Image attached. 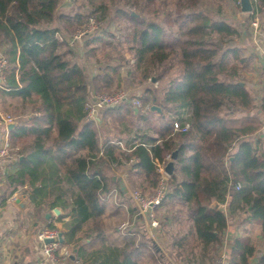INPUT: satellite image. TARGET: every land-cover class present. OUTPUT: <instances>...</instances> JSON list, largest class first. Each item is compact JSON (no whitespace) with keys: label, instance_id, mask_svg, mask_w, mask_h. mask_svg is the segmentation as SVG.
I'll return each mask as SVG.
<instances>
[{"label":"trees","instance_id":"obj_1","mask_svg":"<svg viewBox=\"0 0 264 264\" xmlns=\"http://www.w3.org/2000/svg\"><path fill=\"white\" fill-rule=\"evenodd\" d=\"M81 1L85 12L79 8L60 19L68 38L85 27L89 17H95L98 27L83 35L87 37L82 43L95 56L96 45L106 43L96 33L107 32L109 24L123 19L128 43L161 68L155 75L158 80L172 59L177 58L178 69L166 82L161 102L150 103L146 95L132 96L118 108L105 110L104 117H119V130H133L137 144L123 151L107 140L101 147L94 121L84 119L90 96L86 66L53 24L58 0H0V42L7 63L3 86L9 89L7 94L31 104L29 116L18 119L10 131L12 148L31 138L28 146L13 152L17 166L7 179L14 191L26 186L28 198L36 204L53 200L51 207L68 209L70 220L63 224L62 244L81 250L79 239L85 236L103 246L100 216L111 189L105 174L109 163L135 158L130 184L140 177L143 188L153 192L160 179L157 164L165 165L167 156L176 150L174 174L168 177L169 190L159 206H165L163 212L170 222L161 228L169 224L175 229L172 244L178 247L177 259L196 260L194 248L208 258L218 250L227 219L220 208L211 207L213 201L229 200L231 212L241 211L260 223L264 238V153L251 140L260 123L253 116H231L233 108L251 105L249 92L239 83L245 59L233 44L238 35L233 21L205 12L199 7L200 0H176L174 9L165 0L162 14V5L150 9L156 0ZM252 3L248 15L254 19L264 11V0ZM147 12L152 18L145 17ZM162 15L167 25L157 20ZM261 29L264 34V17ZM117 70L116 64L101 68L91 79L94 91L109 90ZM134 100L140 102L136 112L132 110ZM152 104L165 115L159 116L158 124L150 120ZM173 121L189 126L185 131L174 130ZM149 131L156 137L149 136ZM80 231L83 235L77 236ZM154 250L140 234L120 247L104 246L95 264H149L143 257L156 264L161 258ZM254 252L252 245L236 238L227 264H248ZM258 264H264V255Z\"/></svg>","mask_w":264,"mask_h":264},{"label":"crops","instance_id":"obj_2","mask_svg":"<svg viewBox=\"0 0 264 264\" xmlns=\"http://www.w3.org/2000/svg\"><path fill=\"white\" fill-rule=\"evenodd\" d=\"M233 10L231 14H226V17L233 21L238 30V35L233 39V44L240 47L241 55L245 59V64L240 75V82H242L249 92L251 105L249 108H233L231 116L234 118L241 116H253L257 118L260 127L252 134L251 140L254 146L264 153V34L262 33L261 22H259V28L256 29L252 26V17H249L246 13H242L240 9L235 10L233 8ZM263 17L264 11L255 16L257 20H262ZM96 35L102 36L100 32H97ZM61 36L66 42L73 45L75 53L83 52V50L81 51L82 48L86 49L82 46V43L87 36H81L75 40H71L64 33ZM0 55H4L1 42ZM84 64L86 66L87 63L84 61ZM88 68L90 69H87V66L85 67V76L88 82V89L91 93L93 88L91 79L95 75L93 69H91V65L89 66L88 64ZM101 68L103 67H99L98 70L101 71ZM2 74L3 72L0 73V110H9L12 106L10 104L12 101L18 104L19 110H23L21 113L18 112V114L11 113V116L13 115L12 122L15 124L10 129L8 125H0V146L6 132L10 141V131L17 126L18 119H25L31 113V107H29L31 104L29 102H23L20 97L7 94L9 89L3 86ZM132 110L136 112L137 107L132 105ZM161 111L158 112L150 108V120L158 124L159 116L165 118V115ZM104 112L105 110L101 112L100 117H96L94 120L95 126L98 129L99 145L101 147L107 140L116 142L120 150L123 151L125 150L123 147L129 150L133 145L137 144L138 138L135 137L133 130L118 129L109 131L104 129L100 131V126L103 125L102 119L104 120L105 118L103 116ZM84 119L86 120V117ZM148 135L156 137V134L151 131L148 132ZM26 140L18 142L17 146H13V148L10 143L12 153L18 148L25 145L28 146L31 138H26ZM14 154L13 158L0 169V264H51L41 262L40 243L37 240V232L41 227L50 226V224L62 232L63 224L70 220V214L67 212L68 209L62 206L55 205L51 207L50 203L53 200H41V202L38 201L36 204L28 198L25 191L26 186H18V189L14 191V186L7 179V175L12 173L17 166V156ZM98 155L102 156L101 153ZM21 158L22 156L19 157V159ZM135 161V158L128 161L120 159L117 162L109 163V166L106 167L105 174L110 179L109 187L111 189L105 197L104 211L100 216L104 228L103 246L101 244L97 245L94 242L92 243L85 236L79 239V244L82 245L81 250L72 247V245L61 243L60 252H67V257H63V261L60 264H66L68 261L74 264H95L98 260L100 261V257L104 254V251H102L104 246L106 248L120 247L131 237L136 236L138 238L140 234L145 235L149 239L150 244L155 249L154 252L161 258L156 264H162L161 262L163 264H203L204 260H207L202 255L201 258L192 260L190 263L177 259L176 252L178 251V247L172 244V236H176L175 229L170 228L168 216L163 212L165 210L164 205L154 208L155 219L159 222V225L155 228L151 227L150 218L138 211L136 204L129 196L131 188L129 171ZM19 196L20 201L18 203L16 198ZM215 203L216 206L214 208H220L227 219V227L222 236V242L218 247V253L221 248H228L230 250L233 240L238 238L254 247L255 252L248 258V264H258L259 259L264 255V238L262 237L260 223L252 220L241 211L231 212L229 200L222 203L213 201L211 207ZM55 208H58L59 214L55 213ZM47 214H50L49 217H46ZM120 222L126 224L124 230L116 228V225ZM167 222L169 224L161 228V224H166ZM81 234L83 235V231H80L77 236ZM187 236L190 238V234ZM193 251L197 252L198 248H194ZM70 252H73L75 256L74 260H71L68 256ZM143 260L149 264L153 262L149 257H143Z\"/></svg>","mask_w":264,"mask_h":264},{"label":"rangeland","instance_id":"obj_3","mask_svg":"<svg viewBox=\"0 0 264 264\" xmlns=\"http://www.w3.org/2000/svg\"><path fill=\"white\" fill-rule=\"evenodd\" d=\"M166 1L168 2L167 4L172 9H174L176 0H166ZM164 2H165V0H156V3L150 6V9L151 8L153 9L154 6L159 8V6L162 5V7L160 6V9H159L160 13L162 14V12L164 10V6H166ZM83 4L84 3L81 0H78L77 2H75V10L77 11L80 8V10L85 12L87 10V8H84ZM199 7L211 15L219 14V15H222L223 17H226V14H231V12L234 11L233 8L235 10L240 9L239 4L235 3L232 0H200ZM72 9H73L72 6L70 7L67 5H61V6H59L58 11L61 13H69V11ZM246 14L248 15L249 13H246ZM61 17H62V15H59L58 20H55V16H54V23L53 24H54V26L56 24H58L61 27V29H63L62 24L60 22ZM145 17L152 18V14L147 12V13H145ZM90 18L95 20V22H96L95 26L97 29V27H98L97 19L95 17H92V16L88 18L85 26H87V24L89 23L88 21ZM162 19H163V22L166 24L167 19H165L163 17V15H162V17L158 18L157 20H162ZM259 22H261V20H257L258 25H259ZM125 26H127V23H125L124 20L122 19V20H117V21L109 24L108 31L110 34H113L112 36H110L108 31L107 32L106 31H100L101 35L105 38L106 43L105 44L100 43V44L96 45L97 49H96V55L95 56L93 55V53L88 51L87 48L86 49L80 48L81 51L83 50V52L85 54L83 52H80V53H77V55H76L77 57L81 58L83 61H85L87 63L86 64L87 69H90V68H88V64H89V66L91 65V69H93L94 75H97L100 72L98 70L99 67H104L105 65H108V64H116L118 66V70H117L118 76L114 77V80L112 81V85H111L110 89L107 91H103V92H98V91L95 92L94 89L92 88V91H91L90 96H89V102L91 101V99L93 102L94 97L96 95H99L102 93L113 94L116 92H122L125 95L126 99H127V97L146 95L150 98L149 99L150 103L156 104L157 102H161L162 95H163V88H164L166 82L168 81L169 77L171 75L175 74V72L178 69L177 58L172 59L171 67H169L166 70L164 77H162V79L158 80L155 77V75L157 74L158 67L156 68V65H153L151 63V59L149 58V56L140 55L135 49L136 45H134V47H133L132 43H128L127 38H125V33H126ZM80 29L81 28H77L73 32L72 36L74 34H76L77 31H80ZM78 38H80V37H78ZM78 38H74V39H78ZM97 58H99V61L96 62ZM138 62H139V64H138ZM165 64L168 65L169 63L166 62ZM159 70H161V68ZM159 70H158V72H159ZM148 71L150 73H148ZM148 88L150 89V91H149V93H146V90H148ZM91 94L93 96H91ZM134 103H135V100H134ZM10 104L12 106L9 110H7V111L2 110L4 113H6L10 116H11V113L12 114L13 113L18 114V112L21 113V111L23 110V109L19 110L18 104L14 101H12V103H10ZM29 107H31V106H29ZM118 107H114V108H118ZM107 109H105V110H107ZM100 115H101V112L100 113L98 112L96 117H100ZM91 120L94 121L95 119H91ZM119 121H120L119 117L116 116L115 114L111 115L110 118L105 117L104 120L102 119L103 125L100 126V131H102L104 129H107L109 131L110 130L114 131V130L120 129L121 123ZM128 127H129V125H128ZM123 148L126 149L125 147H123ZM157 165H158L157 171L159 172L160 177H161L164 174L163 171L161 170L164 165H161V164H157ZM165 177H166V181L168 184V177L169 176L168 177L165 176ZM136 178L137 177L134 178L135 179L134 183H132L130 185V187H131L130 193L137 191L144 197L152 196L155 193V191H156V189L160 183V179H159L157 187L152 192L150 188H143V185L140 184V182L142 181L140 177L138 179H136ZM168 188H169V184H168ZM157 206H159V205H157ZM121 224H122L121 222L118 223L116 225V228H119V226ZM158 225H159V222H158ZM189 248L187 247L186 251L190 252ZM227 249L221 248L219 253H218V250L215 252H212L211 257L208 258L206 256L207 260H204L203 264H212L215 260H217V258H219L223 254L225 255L226 259H228L229 249L228 250ZM193 252H194L196 259L201 258L199 249L197 252L196 251H193Z\"/></svg>","mask_w":264,"mask_h":264},{"label":"built area","instance_id":"obj_4","mask_svg":"<svg viewBox=\"0 0 264 264\" xmlns=\"http://www.w3.org/2000/svg\"><path fill=\"white\" fill-rule=\"evenodd\" d=\"M92 20L93 19L90 18L87 26L81 28L80 31H77L76 34H74L71 37V40H75L74 38H78L81 37L82 35H87L94 32L96 29L95 26L96 22L95 20L93 21ZM252 26L256 29L259 28L256 18L252 21ZM6 66H7L6 58L3 55H0V73L4 71ZM91 96L93 95L91 94ZM125 100L126 97L122 92H116L113 94L102 93L96 95L94 97L93 102L92 99L90 102L89 100L87 101L86 119L88 120L95 119L98 112L100 113L107 108L118 107L119 105L124 103ZM139 103L140 102L138 100H135L133 106L137 107ZM12 121L13 118L10 115L0 110V125L5 126ZM188 126H189L188 123L181 124L178 121L172 122V128L174 130L185 131L187 130ZM7 134L8 133L6 132V135L0 146V169L5 163H7L10 159L13 158L12 148L10 141L7 137L8 136ZM169 158L170 156H167V159ZM161 170L163 171L164 174L160 177V183L155 193L152 196L144 197L137 191L131 192L129 194L133 202L136 204L138 211L144 215H147L150 218L151 227L154 228L158 226V222L154 216V208H156L157 205L160 204L161 200L169 190L165 177V176L168 177V175L164 172L163 167ZM125 228H126L125 223L124 224L122 223L119 226L120 230H124ZM60 236H61V231L56 227L44 226L38 230L37 240L40 243L42 263L60 264L63 261V257L65 258L67 257V252L64 253L60 252L61 249ZM66 264H74V263L68 261ZM212 264H227V259L223 254L219 258H217V260H215Z\"/></svg>","mask_w":264,"mask_h":264},{"label":"water","instance_id":"obj_5","mask_svg":"<svg viewBox=\"0 0 264 264\" xmlns=\"http://www.w3.org/2000/svg\"><path fill=\"white\" fill-rule=\"evenodd\" d=\"M238 4H239V8L241 10V12L243 13H251L253 11V3L252 0H238ZM61 5H67V6H72L73 9L69 11V13H61L58 11L59 6ZM75 2L74 0H58V5L56 6V9L54 11V16H55V20H58V16L62 15V16H68L71 15L75 12ZM55 27H57L61 34H63V30L61 29V27L56 24ZM240 84H242V82H239ZM152 110H157L158 112L161 111L160 107H158L157 105H152L150 107ZM14 122H10L8 125V128L10 129L12 126H14ZM175 159H176V150H174L171 155H170V159L166 162V164L163 167L164 172L168 175L171 176L174 174V170H175ZM16 201L19 203L20 201V196L16 198ZM216 206V203L212 205V207L214 208ZM56 214H59V210L58 208L54 209ZM50 214H47L46 217H49ZM48 241V240H46ZM60 241L62 242V235L60 236ZM71 260L75 259V256L73 254V252H70L68 255Z\"/></svg>","mask_w":264,"mask_h":264}]
</instances>
